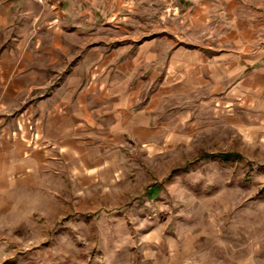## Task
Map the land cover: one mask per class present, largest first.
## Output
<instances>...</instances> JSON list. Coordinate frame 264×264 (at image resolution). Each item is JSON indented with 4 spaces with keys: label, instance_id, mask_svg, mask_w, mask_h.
Listing matches in <instances>:
<instances>
[{
    "label": "rangeland",
    "instance_id": "rangeland-1",
    "mask_svg": "<svg viewBox=\"0 0 264 264\" xmlns=\"http://www.w3.org/2000/svg\"><path fill=\"white\" fill-rule=\"evenodd\" d=\"M189 7L0 0V264H264V93L170 68Z\"/></svg>",
    "mask_w": 264,
    "mask_h": 264
},
{
    "label": "crops",
    "instance_id": "crops-1",
    "mask_svg": "<svg viewBox=\"0 0 264 264\" xmlns=\"http://www.w3.org/2000/svg\"><path fill=\"white\" fill-rule=\"evenodd\" d=\"M180 1H189L190 4L186 26L190 29L197 28L198 20L204 18L207 34L198 40L189 30L190 35L181 36L180 41L174 40V44L181 49L176 51L177 56L170 63V68L194 69V72H189L188 78L190 85L195 86V89L198 85H218L223 89L221 96H251V99L261 96L264 93V80L261 78L264 73V3L259 0ZM173 32L175 37H180L177 28ZM186 37L190 40L183 43L181 39ZM209 37L219 38L223 43L220 47H212L207 41ZM167 46L172 47L173 44L167 43ZM167 46L166 51L169 50ZM187 47L191 58L189 62L186 58L181 59L182 54H187ZM213 49L219 51H215L214 57H211L208 53ZM124 114L128 116L127 112ZM6 147L5 128L0 127V170L5 162L3 151ZM17 153L20 156V147H17ZM16 188H21L20 179L15 178L14 174H0L1 224L7 217L11 218L10 215L20 211V197L16 205L14 194ZM1 224L0 228H3Z\"/></svg>",
    "mask_w": 264,
    "mask_h": 264
},
{
    "label": "trees",
    "instance_id": "trees-1",
    "mask_svg": "<svg viewBox=\"0 0 264 264\" xmlns=\"http://www.w3.org/2000/svg\"><path fill=\"white\" fill-rule=\"evenodd\" d=\"M223 158H225V159H229L230 157H232V156H230V155H225V156H222Z\"/></svg>",
    "mask_w": 264,
    "mask_h": 264
}]
</instances>
